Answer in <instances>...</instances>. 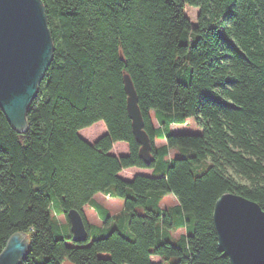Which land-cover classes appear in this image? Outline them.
Listing matches in <instances>:
<instances>
[{"label": "trees", "instance_id": "obj_1", "mask_svg": "<svg viewBox=\"0 0 264 264\" xmlns=\"http://www.w3.org/2000/svg\"><path fill=\"white\" fill-rule=\"evenodd\" d=\"M41 2L54 50L26 129L0 106V251L21 231L29 253L20 264H230L217 245L216 199L232 192L264 209V0ZM185 5L198 8L194 23ZM124 73L150 162L139 155ZM189 117L199 133L170 131ZM100 121L106 132L93 142L80 136ZM118 141L128 151L116 156ZM130 167L151 171L122 177ZM97 193L122 198L123 208L109 213ZM168 194L176 202L162 205ZM87 204L102 227L87 221ZM72 208L85 242L73 240Z\"/></svg>", "mask_w": 264, "mask_h": 264}, {"label": "water", "instance_id": "obj_2", "mask_svg": "<svg viewBox=\"0 0 264 264\" xmlns=\"http://www.w3.org/2000/svg\"><path fill=\"white\" fill-rule=\"evenodd\" d=\"M53 38L41 0H0V106L9 123L23 132L26 112L53 55ZM127 110L139 155L150 162L151 139L144 129L137 93L129 74L123 75ZM224 209L222 211L221 209ZM67 216L75 242L89 237L82 214ZM219 250L230 264H264V209L243 195L226 192L215 201L212 213ZM29 253L25 232L12 233L0 251V264H20Z\"/></svg>", "mask_w": 264, "mask_h": 264}, {"label": "rangeland", "instance_id": "obj_3", "mask_svg": "<svg viewBox=\"0 0 264 264\" xmlns=\"http://www.w3.org/2000/svg\"><path fill=\"white\" fill-rule=\"evenodd\" d=\"M184 10H185L186 15L190 19V21L192 23H194L195 20H196V15H197L198 8L192 7V6H189V5H185ZM93 125H95V128H94L95 132L92 135L94 137L100 136L106 130V127H105L103 122H100V124H99V122H97V123H95ZM103 129H105V130H103ZM170 131L173 132V133H199L201 131V129L197 125V123L195 122L194 118L189 117V118H187L186 122H184V123H172V124H170ZM83 132L84 133H88L89 131H87V129L85 128V130H82V133ZM161 142H162L161 139L155 140V144H159ZM175 153H176V151L171 150L170 155H173ZM146 173H149V172H146ZM120 175L122 177H125V178H131L132 177V175H126L123 172H121ZM98 199H100V201L103 200V203H105L104 205L108 209L109 213H113L115 211H120L123 208V199L120 198V197L111 196L109 198L108 195H105V196H101V198H98ZM175 202H176V199H175L174 195L173 194H168L163 199L162 205H171V204H174ZM84 213H85V216L88 219V222H90V223L92 222V224L95 225V226H100V227L103 226L102 219L98 216V214L93 209H91L90 207L87 206L85 208ZM56 218H57V220L60 223H63V222L66 221V219H65L63 214H57ZM182 231H183V229L177 230V231L174 232V235L177 236ZM152 259L153 260H158V257H153ZM63 264H72V263L69 260L66 259L63 262Z\"/></svg>", "mask_w": 264, "mask_h": 264}, {"label": "crops", "instance_id": "obj_4", "mask_svg": "<svg viewBox=\"0 0 264 264\" xmlns=\"http://www.w3.org/2000/svg\"><path fill=\"white\" fill-rule=\"evenodd\" d=\"M101 122V121H100ZM100 122H99V124H100ZM92 126H95V125H92ZM90 128L91 127H88V128H86L87 129V131H89L88 133H82V130H85V128L84 129H82V130H80L79 131V134H80V136H82L84 139H86L87 141H89V142H93L96 138H97V136L96 137H94V136H92L93 135V131H91L90 130ZM103 130H105V129H103ZM104 132H106V130L104 131ZM162 140V142L161 143H159V144H162V143H164V140L163 139H161ZM127 151H128V147H127V144L125 143V142H123V141H118V142H115L114 144H113V147H112V149H111V153H113L114 155H116V156H119V155H122V154H125V153H127ZM170 153H171V150H170ZM150 171L151 170H149V169H144V168H138V167H130V168H127V169H123L121 172H123L124 174H126V175H135V174H137V173H145V174H149L150 173ZM146 172H149V173H146ZM105 195H108L109 196V198L111 197L109 194H103V193H97V194H95V196H94V198L98 201V202H100L103 206H105L104 204L105 203H103V200H101L100 201V199H98V198H101V196H105ZM90 207L91 209H93L94 211H95V209L91 206V205H85L84 207H83V211H85V208L86 207ZM96 212V211H95ZM116 212H118V211H115V212H113V213H116ZM97 213V212H96ZM112 214V213H111ZM84 215H85V213H84ZM99 216V215H98ZM86 217V216H85ZM86 219H87V217H86ZM87 221H88V219H87ZM90 223V222H89ZM92 223V222H91Z\"/></svg>", "mask_w": 264, "mask_h": 264}, {"label": "snow or ice", "instance_id": "obj_5", "mask_svg": "<svg viewBox=\"0 0 264 264\" xmlns=\"http://www.w3.org/2000/svg\"><path fill=\"white\" fill-rule=\"evenodd\" d=\"M221 210H222V211H224V209H223V208H222Z\"/></svg>", "mask_w": 264, "mask_h": 264}]
</instances>
